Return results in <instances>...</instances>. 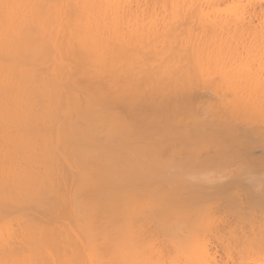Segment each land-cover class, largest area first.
<instances>
[{
	"label": "bare ground",
	"instance_id": "1",
	"mask_svg": "<svg viewBox=\"0 0 264 264\" xmlns=\"http://www.w3.org/2000/svg\"><path fill=\"white\" fill-rule=\"evenodd\" d=\"M0 264H264V0H0Z\"/></svg>",
	"mask_w": 264,
	"mask_h": 264
},
{
	"label": "rangeland",
	"instance_id": "2",
	"mask_svg": "<svg viewBox=\"0 0 264 264\" xmlns=\"http://www.w3.org/2000/svg\"><path fill=\"white\" fill-rule=\"evenodd\" d=\"M208 94H209V95H208ZM208 94H204V95H206V96H207V95H208V96H212L211 93H208ZM256 148H257V147H255V149H256ZM258 148H259V149H258ZM258 148L256 149V152H257L258 150H260V152H261V151H262V150H261L262 148H261V149H260V147H258ZM255 149H253V150L255 151ZM254 151H253V156L256 155V157H259V155L262 154V152H261V153H260V152H257V154H259V155L257 156V154H256ZM233 167H235V166H232V168H233Z\"/></svg>",
	"mask_w": 264,
	"mask_h": 264
}]
</instances>
